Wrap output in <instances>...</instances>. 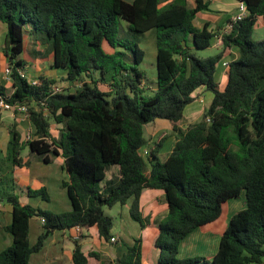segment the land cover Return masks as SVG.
I'll list each match as a JSON object with an SVG mask.
<instances>
[{
  "label": "trees",
  "instance_id": "1",
  "mask_svg": "<svg viewBox=\"0 0 264 264\" xmlns=\"http://www.w3.org/2000/svg\"><path fill=\"white\" fill-rule=\"evenodd\" d=\"M237 1L244 2L247 14L222 36L220 51L198 56L194 49L209 47L214 38L206 26L194 24L196 14L208 8L202 0L193 7L185 0H0V32L5 27L0 51L12 69L9 90L0 80V96L27 104L32 128L31 140L24 141L15 124L9 127L7 157L20 165L17 156L25 146L41 156L60 150L68 173L62 186L71 205L56 213L1 191V199L11 205V221L3 229L12 242L0 252V264H28L52 231L75 225H95L109 239L113 218L103 207L122 205L129 198V215L143 227L139 198L144 188L163 190L167 205L164 217L154 224L158 264L264 262V39L252 40L257 19L264 20V0ZM119 20L135 33L154 30V88L146 86V74L139 68L144 50L136 39L119 36ZM28 37L48 46L52 68L65 75L71 91L54 92L56 81L43 74L39 85L17 74L25 66L20 55ZM231 46L239 55L228 63L220 88L216 68ZM199 88L210 91L212 99L199 120L181 128L184 110L196 100ZM155 119L170 122L171 130L149 144L143 156L150 139L146 126ZM51 123L62 124L57 137L51 135ZM168 135L176 140L160 160ZM113 165L118 178L104 181ZM242 191L245 206L231 215L215 254L179 258L181 240L220 220L224 204ZM27 194L49 199L44 187L28 188ZM34 216L42 219L43 231L30 244L29 219ZM140 241L127 245L118 264H140ZM72 260L87 262L77 240Z\"/></svg>",
  "mask_w": 264,
  "mask_h": 264
},
{
  "label": "crops",
  "instance_id": "2",
  "mask_svg": "<svg viewBox=\"0 0 264 264\" xmlns=\"http://www.w3.org/2000/svg\"><path fill=\"white\" fill-rule=\"evenodd\" d=\"M185 1L188 7H193L196 4V0ZM202 2H208V8L203 9L196 14L194 24L199 29L206 26L207 30L214 34V38L209 47H214L218 52L222 49L223 45L216 46L214 44L215 37L226 27L231 16L237 10L239 1L202 0ZM218 2H222L224 8H221L222 6H219ZM253 33L257 39H264V20L261 17L257 19L252 30V34ZM140 43H142V46H145L143 42L140 41ZM238 55V49L235 46L227 47L221 60L229 63L232 59L237 58ZM230 56L232 59L229 58ZM153 57L156 62V50ZM2 68L3 64L2 61H0V71ZM56 70L57 69H55V72ZM39 73H42L41 67H37L31 77H37ZM215 79L220 88L226 83L227 66L222 62L217 66ZM149 87L154 88L155 86L152 83ZM194 94L196 95V100L184 110V116L187 115V118L189 119L194 117L193 113L195 112L193 110L197 109L199 106L203 107L206 103L209 104L212 99V93L203 88L197 89ZM197 111H199V109H197ZM4 112L5 111H0V126L4 127L0 134V191L17 194L20 202L29 203L32 206L47 209L52 212L59 213L70 210L71 205L67 197L66 189L62 186V182L68 180V173L66 171L64 157L61 155L60 150L57 149V153L46 152L45 155L41 156L36 152H32L28 146H25L19 150L17 156L21 160V164H11L6 155V145L9 141L10 135L9 127L12 124H15L21 132V137H23L28 128H30V123L23 119L21 114L11 113L9 111L7 112L10 117V122L4 123L2 120ZM193 121L196 120L193 119L189 122ZM150 124H152V127L149 126L148 129L152 128L155 130L151 133L148 132L150 137L149 144H152L153 142L151 141L152 136L159 132L163 126L168 127V129L171 130V124L163 119H155ZM179 126L183 128L181 122L179 123ZM61 127L62 124L51 123V135L57 137ZM175 140L176 138L174 139V142ZM172 146L169 152L171 151ZM146 148L147 146H144L143 149ZM169 152L165 153L163 159L166 158ZM158 154L160 155V153ZM44 157H46L47 160H44ZM144 171L145 173H148L149 167H145ZM118 176V167L113 165L106 170L104 181L117 179ZM40 187L46 189L49 195L47 201L43 200L41 197H30L27 194L28 188L39 189ZM52 204L54 205L52 206ZM130 204L131 201L128 204L125 203L124 205H121L120 218L122 224L120 230L115 232L111 229L110 231L111 237L116 238L114 242L101 237L95 225L89 228H82V232L77 241L81 246L82 252L87 256L86 264H118L117 261L123 256L127 245H131L136 238H140L141 240L140 244L142 249L140 264H158L160 250L155 247L153 243L154 238L158 233V229L154 224L157 220L164 217L167 210V205L164 201V192L161 189L148 188H144L141 191L139 204L142 218L144 220L143 227L139 222L130 217ZM230 217L231 216H228L227 219L224 220L222 228L216 230L215 233L212 232V226L206 230L200 228L193 230L180 242L177 256L179 258L195 256L211 258L217 251L219 239ZM10 221L11 205L9 203H4L1 199L0 252L12 242L11 234L3 229V227L9 224ZM42 231V219L37 216L31 217L29 219V243L34 244L38 235ZM72 232L73 228L52 231L44 240L42 248L38 252L32 253L29 256L28 264H74L72 260V249L76 240L71 239L70 234ZM91 252H97L99 256H92L90 254ZM262 264H264V262Z\"/></svg>",
  "mask_w": 264,
  "mask_h": 264
},
{
  "label": "rangeland",
  "instance_id": "3",
  "mask_svg": "<svg viewBox=\"0 0 264 264\" xmlns=\"http://www.w3.org/2000/svg\"><path fill=\"white\" fill-rule=\"evenodd\" d=\"M222 1H226V0H222ZM218 4H219V6H222L221 8H224V5L222 2H218ZM118 28H119V36L120 37H127L130 39H133V38L136 39L139 42L138 43L139 47H141L144 50L145 57H144L143 61L140 63L139 68H140V70H142L146 74V77H147L146 86L151 85L152 84L151 82H154V79H155L154 77L156 74V62H155V59L153 57V55L155 54V50H156L154 30L151 29L147 33H145V32L144 33H135V32H132V31L127 29V24L124 20H119ZM1 29L2 30L0 32V43L2 44V42L4 40V36H5V27L2 25ZM252 40H254V41L259 40V39H257V37L255 36L254 33L252 34ZM140 41L143 42L145 44V46H142L141 45L142 43H140ZM35 51L38 53L35 54ZM194 52L198 56H209V55L216 54L217 50L214 47H208L205 49H194ZM36 56L40 59L36 58ZM20 57L24 60L25 68L27 70V74L29 77H31L33 75V72L35 71V69L37 67H41L42 73H39V74H43L45 76H49V77L53 78L56 81V84L61 85L63 89H67L68 91H71L73 89L72 85H70V83L67 80H65V75L63 73L59 72L60 71L59 69H57L58 71L56 70V72H55V69L52 68V65H51L52 64V53L50 51H48V46L46 44H40L39 43V45H37L36 42H34L32 39H30L28 37L26 39V42H25L24 51L21 53ZM229 58L232 59L231 56ZM4 60H5V62H4ZM0 61H2L3 68H4V66H6V57L3 54V52H1V51H0ZM219 64H220V62L218 63V66H219ZM216 71H217V68H216ZM39 74H38V76H39ZM3 84L8 86V90L10 89L9 88L10 85L7 82L3 81ZM145 93H151V92L148 89H146ZM208 105L209 104L206 103L203 107L197 106L198 107L197 109H199V111H197V109L193 110L195 113H193L194 117L191 119L187 118V115L184 116L183 119L180 121L182 123V127L184 128L190 120L191 121L193 119L199 120L201 118L202 112L204 111L205 108L208 107ZM2 120L4 123L10 122V117H9V114L7 111H5L3 113ZM149 126L152 127V124H148V126L146 127V130L149 128ZM3 128L4 127L0 126V134H1V131ZM153 130H155V129L150 128V129H148V132L151 133V132H153ZM169 131H170V129H168V127L163 126L159 132L155 133L154 136H152L151 141H153V142L157 141L160 137L164 136ZM9 139H10V135H9ZM174 139H175V135H168L165 137V139L163 140V143H162V147L160 148V151H159L160 155L158 154L160 160H163L165 153L169 152L171 146L174 143ZM149 141H150V139H147L145 146L149 145V143H150ZM4 147H5V145H4ZM144 150L145 149H142V151H141L143 156L145 154ZM6 155L8 156L7 148H6ZM1 196H2V193L0 191V200H1ZM2 200L4 201V203H8L5 200V198H3ZM131 200L132 199L129 198L125 203L128 204ZM53 205L54 204H52V206ZM244 206H245V196H244V191H242L238 197L231 198L224 204L223 215H222L220 220H218L212 224V227H213L212 232L215 233L216 230H220L222 228L224 220H226L228 216H231L232 214L237 212V210H239L240 208H243ZM103 210L106 214L110 215L113 218L112 230L115 232H118L120 230L121 224H122V220L120 218L121 205L119 203H116L112 207L104 206ZM141 249H142V247H141Z\"/></svg>",
  "mask_w": 264,
  "mask_h": 264
},
{
  "label": "built area",
  "instance_id": "4",
  "mask_svg": "<svg viewBox=\"0 0 264 264\" xmlns=\"http://www.w3.org/2000/svg\"><path fill=\"white\" fill-rule=\"evenodd\" d=\"M247 14V8L246 5L244 4V2H238V7L237 10L233 13V15L231 16L230 21L228 22V24L226 25V27L219 32L214 40V44L216 46H222V36L226 33H228L234 22L242 19L245 15ZM224 65L228 66V63L224 62ZM11 74H12V69L9 66H4V68L1 69L0 71V80L1 81H5L7 83L11 82ZM17 74L21 77L26 79L30 84L32 85H39L41 83L40 79L37 77H29L27 74V70L25 68V66L23 68H18L17 69ZM77 87L79 86V84L76 85ZM74 86V88L76 87ZM53 91L60 93L63 92L64 89L62 88L61 85L59 84H54L53 85ZM40 104L43 106V111L47 112V108L45 106L44 102H40ZM0 111H9L11 113H18L21 114L23 119L27 120L29 123V106L25 103H11L9 102L5 97L0 96ZM207 120H209V118H207ZM32 128H31V124H30V128H28V130L25 132L24 136L22 137V139L24 141H28L31 140L32 138ZM147 149V148H146ZM146 149L144 150L146 152ZM82 226L80 225H75L73 227V234L71 236V239L73 240H77L80 237V234L82 232ZM110 241L114 242L116 240L115 237H110L109 238Z\"/></svg>",
  "mask_w": 264,
  "mask_h": 264
}]
</instances>
